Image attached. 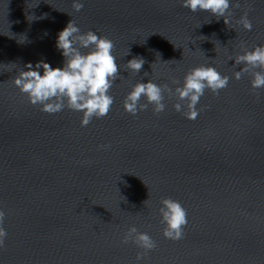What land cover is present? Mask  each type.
<instances>
[{"label":"water","instance_id":"95a60500","mask_svg":"<svg viewBox=\"0 0 264 264\" xmlns=\"http://www.w3.org/2000/svg\"><path fill=\"white\" fill-rule=\"evenodd\" d=\"M79 2L0 0V264H136L141 249L121 242L131 226L157 243L143 264H264V88L250 72L235 79L242 65L229 60L264 43V0H232L228 25L180 0ZM245 13L251 31L237 23ZM70 20L108 37L120 65L110 112L86 127L81 112H43L13 83L28 62L62 65L56 38ZM207 64L230 79L205 89L195 119L167 90L163 112L124 111L138 81L174 90ZM165 197L187 211L180 240L163 236Z\"/></svg>","mask_w":264,"mask_h":264},{"label":"clouds","instance_id":"9594fccd","mask_svg":"<svg viewBox=\"0 0 264 264\" xmlns=\"http://www.w3.org/2000/svg\"><path fill=\"white\" fill-rule=\"evenodd\" d=\"M180 3L191 12L205 11L214 15L217 20L223 17L226 25L229 23L226 13L232 0H180ZM82 7L79 0H74L77 11ZM237 23L245 30H252V22L246 13L239 17ZM55 46L64 58L61 66L53 67L44 60L37 61L35 66L28 62L14 77V85L21 93L26 94L29 103L40 105L43 112L55 114L66 107L81 112L82 127H86L93 117L99 119L108 115L114 103L109 90L120 76V65L112 52L113 42L91 29L82 32L70 20L58 32ZM229 60H234V65H242L234 72L235 79L239 80L242 73L250 72L251 88H264V43L251 48L244 47L234 57H229ZM144 63L142 57H133L127 61V67L139 73ZM229 79V76L219 72L212 64L190 69L185 73L182 84L174 81L177 83L174 90L167 85L143 79L132 85L124 98L123 108L136 115L151 104L154 113L163 112L166 107L163 93L167 90L170 95L177 96L178 101H187L186 118L195 119L198 115L196 105L205 89L219 94V90L227 87ZM142 98L144 103H141ZM174 107L178 112L183 108L179 102ZM99 147L107 148L108 145ZM158 211L161 222L165 225L164 238L173 241L182 239L184 228L188 224L187 211L182 204L171 197H165L161 199ZM4 216L5 211L0 208V248L5 246L7 237ZM129 241L141 249L136 253V264H143L145 255L157 247L156 241L147 232H141L135 226L128 228L121 242L126 244Z\"/></svg>","mask_w":264,"mask_h":264}]
</instances>
